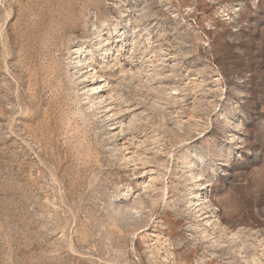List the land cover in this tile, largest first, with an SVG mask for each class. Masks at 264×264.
I'll list each match as a JSON object with an SVG mask.
<instances>
[{
    "label": "rangeland",
    "instance_id": "rangeland-1",
    "mask_svg": "<svg viewBox=\"0 0 264 264\" xmlns=\"http://www.w3.org/2000/svg\"><path fill=\"white\" fill-rule=\"evenodd\" d=\"M0 264H264V0H0Z\"/></svg>",
    "mask_w": 264,
    "mask_h": 264
},
{
    "label": "bare ground",
    "instance_id": "bare-ground-1",
    "mask_svg": "<svg viewBox=\"0 0 264 264\" xmlns=\"http://www.w3.org/2000/svg\"><path fill=\"white\" fill-rule=\"evenodd\" d=\"M192 197L196 200L195 201L196 205H199L198 199H200V197H201L200 191H198L197 193H195V195H192Z\"/></svg>",
    "mask_w": 264,
    "mask_h": 264
}]
</instances>
